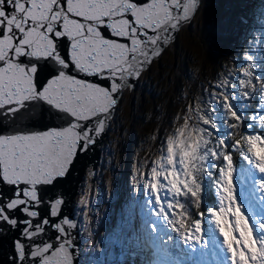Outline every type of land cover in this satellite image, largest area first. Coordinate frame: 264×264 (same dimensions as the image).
Listing matches in <instances>:
<instances>
[{
	"label": "snow or ice",
	"instance_id": "6c2138e0",
	"mask_svg": "<svg viewBox=\"0 0 264 264\" xmlns=\"http://www.w3.org/2000/svg\"><path fill=\"white\" fill-rule=\"evenodd\" d=\"M206 7L207 0H0L7 264H79L81 227L65 214L64 185L94 154L124 90ZM258 11L264 33V0ZM248 20L229 6L209 22V35L228 40ZM255 40L264 48V36ZM232 63L159 138L157 159L136 177L146 212L137 225V203L125 206L107 236L108 256L119 249L142 264H207L209 255L212 264H264V51L255 58L242 49ZM78 208L89 220L83 191Z\"/></svg>",
	"mask_w": 264,
	"mask_h": 264
},
{
	"label": "rangeland",
	"instance_id": "374dc122",
	"mask_svg": "<svg viewBox=\"0 0 264 264\" xmlns=\"http://www.w3.org/2000/svg\"><path fill=\"white\" fill-rule=\"evenodd\" d=\"M259 4L260 0H207L203 15L193 20L190 29L176 35L163 55L141 75L134 89L124 90L115 118L110 122L102 141L92 185L89 182V169H86L71 204L73 216L81 227L78 236L79 264H142V256H122L119 249L108 256L107 236L123 219L128 203L135 202L138 205L135 209L137 225L141 221V213L146 212L139 206L145 198L142 189L136 184V177L149 170L145 165L157 159L159 138L168 135L175 127L174 117L191 104L189 91L182 87L185 82L183 68H191L196 53L201 55L197 58V64L205 69L210 66L209 61L205 64L206 58L211 60L223 52L222 45L215 44L216 40L209 35V22L229 6L242 8L249 14L248 23L243 29L246 30L253 24L250 17L256 15ZM206 40L211 46L208 48L207 43V50L202 46ZM217 47L219 50L215 51ZM214 81L197 80L200 90L196 92L202 93ZM82 191L90 202L89 220L78 214ZM211 195L214 197V193ZM93 242L101 245V251L97 252L92 247ZM204 260L212 264L210 255Z\"/></svg>",
	"mask_w": 264,
	"mask_h": 264
},
{
	"label": "trees",
	"instance_id": "16d2710c",
	"mask_svg": "<svg viewBox=\"0 0 264 264\" xmlns=\"http://www.w3.org/2000/svg\"><path fill=\"white\" fill-rule=\"evenodd\" d=\"M256 15L251 16L250 18L253 20V24L246 30L241 31V34L238 36H234L226 43L220 42V41H215V44H221L223 49L220 53V55H215L211 60H208V58L205 59V64L209 61L210 66L206 67L205 69L202 68L197 64V58H199L201 55H198L197 53L195 54V62L191 66L190 69L183 68V75L185 77V82L183 84V88H186L191 97V103H193L195 100L200 97L201 92L197 93L200 88H197V83L196 81H201L202 79L208 80V79H214L216 78L217 74L221 72V66H224L225 71L231 70L233 67L232 61L236 59L237 56L241 55L242 49L247 50L252 54L255 58H259L260 53L264 51V48H262L261 43L257 42L255 40V37L257 35L264 36V33L261 32V25L258 21V15L259 11H255ZM248 41L247 43L245 41ZM207 40L204 42L203 41V48L207 50ZM211 47L208 43V48ZM219 50L217 47L215 51ZM254 50V51H253ZM214 51V52H215ZM213 52V53H214ZM203 86V85H202ZM197 91V92H196ZM238 160V156L236 157ZM207 201L211 202L214 197L210 194L207 196ZM192 211L195 212L196 209L193 206ZM211 261V260H210Z\"/></svg>",
	"mask_w": 264,
	"mask_h": 264
},
{
	"label": "water",
	"instance_id": "95a60500",
	"mask_svg": "<svg viewBox=\"0 0 264 264\" xmlns=\"http://www.w3.org/2000/svg\"><path fill=\"white\" fill-rule=\"evenodd\" d=\"M136 83L137 82H135V86H136ZM105 136H104V138H105ZM103 139L100 141V143L95 148L94 154H90L88 159H82L75 165V170L73 171L72 177H71V183L64 185V189L71 188V191L68 192V194L65 196V200L68 201L67 207L65 208V214H71V207H72L71 204H72V201H73V199L77 193L78 185H79L81 178L84 174V171L86 169H89V173H88L89 182H90V185H92L93 178L95 176V166L98 162V158L100 155V148H101ZM60 190H63V189H58V191H60ZM78 242H79V239H78ZM8 250L9 249H8V246L6 243L5 248H4V252H0V261H2L3 264H7V261L4 258V253H6ZM78 255H79V249H78Z\"/></svg>",
	"mask_w": 264,
	"mask_h": 264
},
{
	"label": "bare ground",
	"instance_id": "6f19581e",
	"mask_svg": "<svg viewBox=\"0 0 264 264\" xmlns=\"http://www.w3.org/2000/svg\"><path fill=\"white\" fill-rule=\"evenodd\" d=\"M80 184V183H79ZM78 189H79V185H78ZM73 211H72V207H71V214H72V218L73 219H75V220H77L76 218H74V216H73V213H72ZM78 239H79V241H80V238L78 237Z\"/></svg>",
	"mask_w": 264,
	"mask_h": 264
}]
</instances>
